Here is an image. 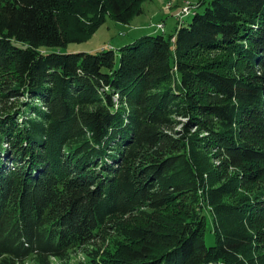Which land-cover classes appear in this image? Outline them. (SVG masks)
<instances>
[{"label": "trees", "instance_id": "16d2710c", "mask_svg": "<svg viewBox=\"0 0 264 264\" xmlns=\"http://www.w3.org/2000/svg\"><path fill=\"white\" fill-rule=\"evenodd\" d=\"M147 1L0 0V264L109 229L127 241L80 264H264V0H195L118 60L62 50Z\"/></svg>", "mask_w": 264, "mask_h": 264}, {"label": "rangeland", "instance_id": "374dc122", "mask_svg": "<svg viewBox=\"0 0 264 264\" xmlns=\"http://www.w3.org/2000/svg\"><path fill=\"white\" fill-rule=\"evenodd\" d=\"M198 6L199 3L195 0H150L144 3V13L135 17L130 24L116 22L107 17L105 24L87 41L69 44L62 50L95 53L104 49H113L118 60L121 47L145 34L164 32L169 35L175 33L183 22V15H190V12L192 13ZM191 17L188 16L184 20L191 19ZM172 40H174L173 37ZM224 55V51L219 49H204L197 51L192 60L198 63H208L223 59ZM179 119L177 130L183 129L184 123L188 122V118L180 117ZM123 219L127 218H115L114 223L120 224ZM109 231L101 239L96 240L95 244L79 247L68 253L65 258L51 257L50 264H80L87 262L92 257L101 259L108 257V254L113 253L119 243L127 241L118 230L109 229ZM204 236L208 245L214 244L211 219L206 226ZM25 264L37 263L29 258Z\"/></svg>", "mask_w": 264, "mask_h": 264}, {"label": "built area", "instance_id": "2783aa9c", "mask_svg": "<svg viewBox=\"0 0 264 264\" xmlns=\"http://www.w3.org/2000/svg\"><path fill=\"white\" fill-rule=\"evenodd\" d=\"M191 13V12H190ZM183 17H186L185 15H183Z\"/></svg>", "mask_w": 264, "mask_h": 264}]
</instances>
